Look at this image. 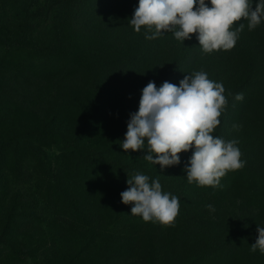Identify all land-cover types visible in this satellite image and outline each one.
Returning a JSON list of instances; mask_svg holds the SVG:
<instances>
[{
  "label": "trees",
  "instance_id": "1",
  "mask_svg": "<svg viewBox=\"0 0 264 264\" xmlns=\"http://www.w3.org/2000/svg\"><path fill=\"white\" fill-rule=\"evenodd\" d=\"M138 2L0 0V264H264L259 249L250 251L264 227V20L251 31L246 20L236 22L245 27L235 47L205 54L196 34L182 43L170 32L153 40L144 28L136 33L129 21ZM200 70L223 84L228 104L217 135L230 130L246 162L217 188L188 183L191 150L161 171L142 158L146 149L120 146L150 81L178 86ZM7 72L51 83L81 76L89 87L14 127L22 106L7 95ZM20 126H28L25 141L15 139ZM52 145L54 154L43 151ZM137 172L159 178L162 191L179 198L174 226L144 222L122 203ZM11 177L19 192L36 189L33 205L50 211L46 228L36 213L18 210L32 203L19 202ZM196 193L242 200L246 209L237 222L217 223L187 201Z\"/></svg>",
  "mask_w": 264,
  "mask_h": 264
},
{
  "label": "clouds",
  "instance_id": "2",
  "mask_svg": "<svg viewBox=\"0 0 264 264\" xmlns=\"http://www.w3.org/2000/svg\"><path fill=\"white\" fill-rule=\"evenodd\" d=\"M209 4L211 6H209ZM247 21L254 30L264 20V0H139L130 25L136 33L144 28L148 40L170 32L175 39L190 40L193 34L205 54L233 49ZM222 83L208 78L203 71L185 75L179 85L165 81L160 87L150 81L143 89L138 111L131 114L121 148L128 152L147 150L142 158L161 171L181 163L180 154L192 151L185 167L189 184L220 187L221 178L245 166L238 141L214 136L228 100ZM243 93L235 96L242 101ZM237 128V125H233ZM128 188L120 193L125 205L131 204V215L144 222L174 226L180 211V200L162 191L159 178L135 173L128 176ZM215 211L212 205H207ZM258 237L250 251L264 254V227H257Z\"/></svg>",
  "mask_w": 264,
  "mask_h": 264
},
{
  "label": "rangeland",
  "instance_id": "3",
  "mask_svg": "<svg viewBox=\"0 0 264 264\" xmlns=\"http://www.w3.org/2000/svg\"><path fill=\"white\" fill-rule=\"evenodd\" d=\"M8 78L7 85V95L8 97L12 98L13 101L17 102V105L22 106V110L19 111L17 114V120L14 127H17V123L20 120H24L30 115L33 114H39L42 115L43 111L48 107L51 103H54L55 101H63L66 99L69 95H71L73 92H80L83 89L89 87V84L86 79H84L81 76H75L71 78H67L62 81H56V82H49V81H42L40 79H36L33 76H29V78H20L17 77L15 73H13L14 76L11 77L9 75V72L5 74ZM143 78L136 77L131 78L130 81L133 82V85H138L139 87H143L141 82H143ZM22 129L19 130L16 140L19 141H25L27 139V132L29 129H27L28 126H20ZM217 131L215 129L213 135H217ZM232 132L230 130L226 131L223 129L222 137L226 141H231ZM43 151L46 153L54 154L56 151H58V147L56 145L52 146H44ZM244 158L242 157V160ZM28 159H26V162ZM37 162H31L30 165H28L30 168H33L32 171H35L34 166H36ZM4 175L10 177V175L7 174L6 171L3 173ZM9 184L13 187L17 184V180L14 179V177H11V181H9ZM15 187V186H14ZM13 187V188H14ZM13 193L18 194L19 196V202L24 203H32L31 208L25 207V208H19L20 211H29L32 212L33 217L39 216L38 220L36 221V224L38 227L46 228L49 224V214L50 211L41 208L40 206L33 205V203H36V189L32 188L30 191H17V188L13 189ZM195 201L196 203H199L200 208L202 209L203 214L208 215L206 217H209L213 219V221L219 223V219H226L233 222H237L243 214L246 209L244 203L242 200H224V201H217L214 198H212L209 195L206 194H199L196 193L194 196L187 199V201ZM207 205H212L215 209V211H210L207 207ZM43 211L45 214L43 216ZM39 214V215H38ZM23 217L28 218L26 215ZM36 233V232H33ZM60 240V239H58ZM51 241H48L47 244H49ZM32 244H37L35 241H32ZM122 253V252H120ZM120 253L118 255H120ZM122 259V257H120ZM31 259V257L29 258Z\"/></svg>",
  "mask_w": 264,
  "mask_h": 264
}]
</instances>
